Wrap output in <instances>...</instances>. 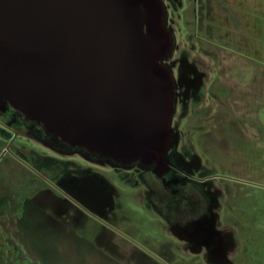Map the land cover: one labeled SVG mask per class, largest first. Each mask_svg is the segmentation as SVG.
<instances>
[{"label": "rangeland", "instance_id": "obj_1", "mask_svg": "<svg viewBox=\"0 0 264 264\" xmlns=\"http://www.w3.org/2000/svg\"><path fill=\"white\" fill-rule=\"evenodd\" d=\"M163 2L167 14L164 22L176 35L177 43L181 42V47L185 45L189 51L195 45L201 68H210L209 78L207 74L204 82L210 90L208 99L201 96L199 108L190 99L180 108L175 107L171 123L178 138L177 152L183 154L194 166L195 176L201 178V183H197L208 204L207 215L202 221L184 224L169 221L150 197L143 174L146 167L141 162L122 165L97 154L88 157L81 151H56L11 128L6 139L13 144L21 141L28 152L39 155L40 162L49 167L56 180L66 179L67 193L79 199L86 211L82 217L84 226L73 223L69 227L59 222L48 226L41 222V243L47 246L38 249L37 255L48 264L264 262V221L250 223L248 218L250 212L257 213L252 203L257 205L255 197L259 199L260 195L247 191L241 182H232L233 161L245 156L229 155L232 148L226 147L229 143L225 139L226 135L234 137L236 132L234 124L225 119L245 116L234 103L230 104L248 93L238 91L253 85V72L260 66L241 61L229 66L227 56L220 55L219 49L227 52L228 40L232 38V31L222 29L225 24H221L223 19L216 11L221 0H202L204 7L196 0ZM207 3L211 4L210 11L205 7ZM262 35L264 38V30ZM166 59L162 63L171 69L170 60ZM170 71L174 74V70ZM2 123L0 134L4 129ZM253 161L255 167L263 165L256 158Z\"/></svg>", "mask_w": 264, "mask_h": 264}, {"label": "water", "instance_id": "obj_2", "mask_svg": "<svg viewBox=\"0 0 264 264\" xmlns=\"http://www.w3.org/2000/svg\"><path fill=\"white\" fill-rule=\"evenodd\" d=\"M165 11L163 0H0V104L100 157L164 170L175 134Z\"/></svg>", "mask_w": 264, "mask_h": 264}, {"label": "flooded vegetation", "instance_id": "obj_3", "mask_svg": "<svg viewBox=\"0 0 264 264\" xmlns=\"http://www.w3.org/2000/svg\"><path fill=\"white\" fill-rule=\"evenodd\" d=\"M196 2L203 6L202 0ZM210 3L205 6L207 11H210ZM171 32L174 45L167 59L174 70V74H171L175 107L180 108L181 104L190 99L196 101L194 106L196 104L195 107L199 108L201 96L208 99L210 95L204 83L207 74L209 78L210 68H201L200 53L195 45L192 51L185 50V45L181 47V42L177 43L172 29ZM0 122L4 124L0 134V264H48L37 255L38 249L47 246L41 243V222L48 226L53 225V222L69 227L73 223L84 226L82 217L86 216V211L79 199L67 193V180H56L49 167L40 162L39 155L28 152L21 141L10 143L6 139L7 130L12 128L17 132L23 131L56 151H81L88 157L94 153L84 147L71 145L49 131L43 123L28 119L9 103L0 104ZM172 140L164 170L158 165L145 166L143 174L150 197L173 223L202 221L207 215L208 204L200 190L201 178L195 176L194 166L184 159L183 154L177 152V134L173 135ZM47 175L49 179L45 178Z\"/></svg>", "mask_w": 264, "mask_h": 264}, {"label": "crops", "instance_id": "obj_4", "mask_svg": "<svg viewBox=\"0 0 264 264\" xmlns=\"http://www.w3.org/2000/svg\"><path fill=\"white\" fill-rule=\"evenodd\" d=\"M225 1L221 0L216 11L221 14V19H223L221 24H225L222 29L232 31V38L228 40L230 46L225 40V45L229 49L226 52L220 48V55L227 56L228 60L226 61L229 66H235L234 64L238 61L247 62V64L257 63V66H260V69L253 72L254 79H251L253 83L250 82L253 85H250L251 87L244 86L238 91L246 90L248 93L230 104L232 106L234 103L236 109L240 108V113L245 116L225 119L236 127L234 137L225 136L226 142L229 143V146L226 147L232 148L229 155L245 156L238 162L233 161L231 176L235 179L232 182H241L247 191L252 192L253 195L258 192L260 195L259 199L258 196L255 197L258 201L257 205L252 203V206H256L257 213L250 212L248 214L250 223H253L257 220L264 221V38H262L264 0ZM216 30L213 29V31ZM246 73L249 75L250 69H247ZM255 158L263 165L255 167L253 164ZM215 187L217 188V186ZM234 192L231 188V194ZM249 199L251 201V197Z\"/></svg>", "mask_w": 264, "mask_h": 264}]
</instances>
